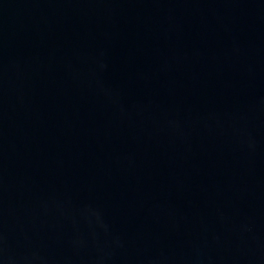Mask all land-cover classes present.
<instances>
[{
    "label": "water",
    "instance_id": "95a60500",
    "mask_svg": "<svg viewBox=\"0 0 264 264\" xmlns=\"http://www.w3.org/2000/svg\"><path fill=\"white\" fill-rule=\"evenodd\" d=\"M0 264H264V0H0Z\"/></svg>",
    "mask_w": 264,
    "mask_h": 264
}]
</instances>
